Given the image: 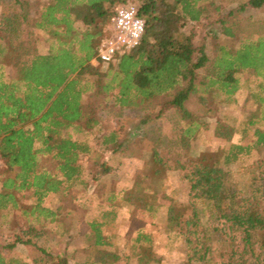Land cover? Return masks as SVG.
Listing matches in <instances>:
<instances>
[{"label": "trees", "instance_id": "obj_1", "mask_svg": "<svg viewBox=\"0 0 264 264\" xmlns=\"http://www.w3.org/2000/svg\"><path fill=\"white\" fill-rule=\"evenodd\" d=\"M124 1L0 0V161L4 166L0 165V212L12 210L14 215L31 216L39 223H55L63 226L60 235L65 234L69 224L64 216L75 210L77 186L81 185L82 192L88 187L81 157L91 147L73 134L87 133L98 125L99 112L106 104L129 108L158 101V110L145 114L140 123L174 108L185 121L177 138L185 152L171 159L153 151L124 185L111 178L102 180L111 168L107 161L101 162V171L94 173V190L86 191V204L96 199L109 207L102 214L105 220L114 218L117 207L124 203L144 210L164 231L184 236L188 246L185 264L204 260L217 264L215 243L221 246L218 256L227 259L222 264H261L264 213L251 191L253 181L239 192L229 186L225 167L264 147V66L256 61L264 50V35L252 36L253 22L248 18L240 46H221L210 56L204 41L200 45L193 42L192 28L187 31V26L208 16L210 7L217 10L216 0H137L138 15L145 23L140 43L120 50L101 69L93 59L109 34L116 6ZM263 5L264 0H245L237 9L241 12ZM219 23L226 35L236 37L244 31L241 23L235 28L226 26L224 18ZM42 41L47 44L45 52L31 48V43ZM5 68L8 75L3 73ZM244 72L255 80L253 86L244 81L245 101L257 108V116L241 124V137L254 127L250 143L231 141L235 127L217 123L213 134L226 139L228 145L188 153L191 141L205 126L185 103L201 89L209 98L219 93L229 101L239 90ZM118 136L119 130L101 134L100 146L110 157L130 155L128 143ZM174 170L183 171L188 183L189 214L187 204L172 199L165 204L153 192L155 181ZM27 193L34 197L31 206L23 202ZM51 193H68L62 213L43 205ZM105 224L97 219L88 223L85 238L94 249L111 243V235L102 229ZM236 232L241 245H234ZM132 240L138 264L160 261L153 250L152 234L137 230ZM17 242L36 247L41 257L30 263L2 252L13 249ZM255 245L261 252L254 250ZM247 253L254 261L248 260ZM69 256L66 250L53 254L18 235L13 242L0 245V264H69Z\"/></svg>", "mask_w": 264, "mask_h": 264}, {"label": "rangeland", "instance_id": "obj_2", "mask_svg": "<svg viewBox=\"0 0 264 264\" xmlns=\"http://www.w3.org/2000/svg\"><path fill=\"white\" fill-rule=\"evenodd\" d=\"M33 1L42 3L44 0ZM243 1L245 0H216L214 5L218 7L217 10L210 7L208 16L202 17L200 22H194L187 26V31L192 28L193 42L200 45L204 41L210 56L215 52L217 53L221 46L226 48L239 47L248 30L245 22L248 18L253 22L252 36L264 35V5L260 8H247L245 11L240 12L237 8ZM221 18H224L226 26L231 28H235L241 23L244 31L236 37L222 33L219 23ZM108 32L110 34V31ZM30 46L41 52H45L47 48L44 41L39 44L33 42ZM251 59L253 58L248 60L252 62ZM256 61H259V65L264 66V50ZM100 66L103 69L101 64ZM3 73L8 75L9 69H3ZM240 79H242L241 86L229 101V97L219 93H213V98H209L208 93L201 89L198 91V96L203 99H199L198 96L194 95L185 103L187 109L205 126L199 137L191 141V149L188 153L205 150L214 151L228 145L226 139L214 136L213 129L217 123L235 127L236 131L233 133L231 141L237 142L239 140L242 144L250 143L254 127L247 132V135L241 137V124L246 122L249 117L257 116V108L250 106L245 101L247 87L244 81L253 86L255 80L253 75L246 72L240 75ZM158 107V101L129 108H120L112 103L106 104L99 112L100 123L98 125L87 133L73 134L79 140H86L91 148L86 155L81 157L84 168L83 176L88 183V187L85 192H82L81 185L77 186L79 192L76 193L75 210L64 216V221L69 224L67 232L60 235L63 232V226L46 220H43L40 224L31 216L24 217L20 213L14 215L12 210H4L0 212V245L13 242L18 235L22 240L32 239L37 246L47 248L53 254L66 250L68 256L70 255L69 264H79L83 261H86L85 264H138L137 249L132 247V238L137 230H141L153 235L155 240L153 250L156 256L160 258V261L150 264H185L184 259L188 246L183 235L164 231L157 219L148 216L144 210L136 209L126 203L117 207L114 218L105 220L102 214L103 211L110 210L109 207L96 199H91L87 205L85 199L86 191L88 194L95 188L94 173L101 171L100 163L103 161H107L111 170L101 179L111 178L116 180L117 185H124L138 166L145 165L153 151H158L171 159L177 158L178 155L185 152L177 144V138L181 129L184 128L185 121L174 108L166 109L160 117L154 118L145 124L140 123L141 117L147 113L156 112ZM112 130H119L118 140L128 143L127 153L130 155L124 153L110 157V154L100 146L101 134H108ZM0 165L3 166L1 161ZM225 169L228 172L229 186L235 187L239 192H243L245 185L253 181L251 191L260 203L258 208L264 213V147L253 149L248 157H243V159L229 164ZM254 175L259 177L254 179ZM72 192L73 190L69 195ZM153 192L165 204H168L170 199L180 204H187L186 214L190 213L191 207L188 205L190 199L189 186L183 178V171H171L162 179L155 181ZM67 194H48L43 200V205L62 213ZM27 195V199H23V202L31 206L34 197L30 196V193H27ZM12 218L14 220L11 222ZM93 219L100 222L106 221L102 229L111 235L109 245L94 249L88 244L85 237L89 231L88 223ZM41 228L44 229V232L38 234L37 232ZM226 231L231 234L229 229ZM235 236L234 245H241L239 243V233L236 232ZM258 246L255 245L254 250L261 252ZM215 248L216 263L226 262L227 259H221L218 256L221 246L215 243ZM225 249L227 248H222V250ZM2 252L8 257L30 263L41 257L36 247L19 242L16 243L13 249H5ZM246 256H248L249 261H254L249 253ZM259 261L264 264V252H262ZM201 264L211 263L204 260Z\"/></svg>", "mask_w": 264, "mask_h": 264}, {"label": "built area", "instance_id": "obj_3", "mask_svg": "<svg viewBox=\"0 0 264 264\" xmlns=\"http://www.w3.org/2000/svg\"><path fill=\"white\" fill-rule=\"evenodd\" d=\"M138 9L135 0H125L116 6L109 25L110 35L101 40L93 63L99 62L106 69L117 52L134 48L140 43L145 23L138 15Z\"/></svg>", "mask_w": 264, "mask_h": 264}]
</instances>
